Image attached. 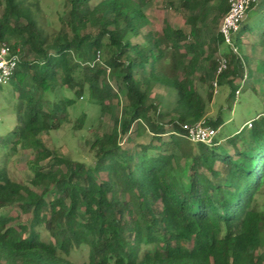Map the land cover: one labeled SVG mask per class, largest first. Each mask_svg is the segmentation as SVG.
<instances>
[{
	"label": "trees",
	"instance_id": "1",
	"mask_svg": "<svg viewBox=\"0 0 264 264\" xmlns=\"http://www.w3.org/2000/svg\"><path fill=\"white\" fill-rule=\"evenodd\" d=\"M209 1L179 0L187 36L167 26L143 35L150 0H65L68 9L53 31L42 27L37 0H0V43L22 54L10 80L16 126L0 137V264L264 263V112L251 128L216 135L211 144L188 141L182 129L198 121L217 131L222 126L220 112L206 119L213 80H194V70L201 56L213 74L218 56L226 59L217 83L229 88V110L248 74L240 43L251 16L264 22V0L248 7L232 33L237 53L218 33L208 41L200 36L196 23L212 11ZM215 1L212 21L228 11L227 0ZM181 49L193 54L188 65ZM102 52L105 59L96 61ZM156 84L177 94L167 123L157 120L159 106L147 103ZM122 92L127 120L113 113ZM84 98L112 121L110 133L90 145L92 165L60 157L40 140L68 123L69 108ZM86 119L82 112L73 130ZM143 132L149 140L130 147L131 134ZM19 150L33 156L28 185L6 168ZM14 207L24 222L11 215ZM78 253L85 259L73 262Z\"/></svg>",
	"mask_w": 264,
	"mask_h": 264
},
{
	"label": "rangeland",
	"instance_id": "2",
	"mask_svg": "<svg viewBox=\"0 0 264 264\" xmlns=\"http://www.w3.org/2000/svg\"><path fill=\"white\" fill-rule=\"evenodd\" d=\"M40 8V15L38 19L42 22L44 30L53 31L59 27L57 17L68 8L65 5V0H37ZM167 0H150L145 6L147 16L153 21L144 29L151 30L155 33L160 31L167 18L173 19L176 23L181 21V13L172 11L167 6ZM255 9L262 11L260 5ZM176 12V15L174 13ZM168 19V20H169ZM256 15L251 16L248 21L250 29L244 36V41L240 43V56L245 62V71L249 75V80L245 82L241 88L240 94L235 101L230 104V109L226 108L228 102L227 97L229 93L228 86H218L217 93L213 94V100L209 106L206 119L216 118L218 112L221 113L223 124L218 130L217 137L224 139L236 131L240 130L247 120H254L258 115L264 112V22L260 23ZM216 29V28H215ZM141 37L133 39V42H138ZM14 42V41H12ZM226 49V47H222ZM106 54H100V60L105 59ZM27 59L32 60L33 57L29 56ZM201 69L199 74L206 80H213L214 74L209 71L208 64L200 62ZM115 77L110 78V84L115 87ZM64 96L70 97L68 91L63 92ZM122 103L115 105L113 113L118 115L122 120H127L129 117V109L125 107V100L123 99V92L120 93ZM177 94L172 88H167L163 85L156 84L152 86L149 91L147 103L158 105L159 115L158 122L167 123L170 117L167 115L176 105ZM16 94L14 92L11 82L0 87V137L8 135L11 130L16 126ZM84 112L87 115L85 124L81 130H73L74 123L79 115ZM112 129V121L109 115L101 116L99 109L94 104L88 103L86 98L77 101L69 108V122L63 124L59 130L50 133H42L40 140L44 146L49 150H56L60 157L80 161L88 165L94 163L93 151L90 148L93 140L102 138L103 135L109 134ZM246 130V129H245ZM133 142L130 147L146 143L149 140V134L143 132L141 135L131 134ZM216 137V138H217ZM168 135L164 136L167 139ZM177 155L178 152L174 151ZM3 151L0 149V165L3 166L4 161ZM33 158L30 151L19 150L16 154L6 163L7 171L10 176L21 184L28 185L27 178L29 171L27 164ZM102 179L105 178L101 174ZM38 191V189L33 188ZM11 215L13 217L19 216L18 221L24 222L26 216L21 214L19 209L11 208ZM261 252H264L263 250ZM86 257L81 253L73 254L70 259L73 262H80ZM264 264V263H263Z\"/></svg>",
	"mask_w": 264,
	"mask_h": 264
},
{
	"label": "built area",
	"instance_id": "3",
	"mask_svg": "<svg viewBox=\"0 0 264 264\" xmlns=\"http://www.w3.org/2000/svg\"><path fill=\"white\" fill-rule=\"evenodd\" d=\"M256 0H227L228 11L222 17L218 34L222 37L224 43L232 49L233 53H237V49L233 46L231 35L239 26V23L244 19L248 7L255 3ZM20 48L13 49L10 44L0 43V87L10 82L11 77L16 71L21 60ZM96 61H100V54H97ZM218 67L214 74L212 82L213 94L217 93V77L227 69V61L224 57L218 56ZM239 92L235 93L237 98ZM248 128H251L252 121L245 123ZM185 136L192 143L211 144L218 131L205 126L203 121L185 123L182 125Z\"/></svg>",
	"mask_w": 264,
	"mask_h": 264
},
{
	"label": "crops",
	"instance_id": "4",
	"mask_svg": "<svg viewBox=\"0 0 264 264\" xmlns=\"http://www.w3.org/2000/svg\"><path fill=\"white\" fill-rule=\"evenodd\" d=\"M167 2L168 3L169 2H172L173 6H170V4L167 3L168 4L167 6H169V8L172 11H176L177 13H181V12H179L180 11L179 10V0H167ZM217 5H218V1H215V0L209 1V3L207 4V8L212 9V11L210 10V12H208V15H207L206 19L204 20V22H197L196 23L197 27L200 30V36L202 37V39L204 41H208L210 38L216 36V34L218 33V29H219V26H220V23H221L222 18H220V19H218L216 21H212V17L213 16H217V13L216 12H213L214 8ZM143 10H144V13H145L146 17L148 18V20L151 21V22H153L147 16L148 14L146 13L145 7H144ZM176 12L175 13L173 12V13L176 15ZM187 15H194V16H196L197 15V12L196 13H194V12L193 13H187ZM180 16H181V21H182L180 23H176L173 19H169V18H167L166 20H164L163 21L164 24L161 27L160 31H157V34L163 33L165 27L167 26L168 28L173 29V30H180L185 35L188 36L189 33H190V25L187 24L186 19L183 18V14L182 15L180 14ZM144 29H146V28H144ZM144 29L142 30V34L143 35H145L147 32H150L151 31V30H148V29H147V31L146 30L144 31ZM141 40H142V37H141ZM178 53L183 57V64L184 65H188L189 60L192 58L193 54L191 52L190 53L189 52H186L184 49H181ZM202 61L205 63V60L201 56L200 59H199V61H198V63H197V66H196V68L194 70V78H193L194 80L201 76V74H199V70L201 69V66L202 65L200 64V62H202ZM180 70H181V68H180ZM249 78L250 77L247 74L246 77H245V80L243 81L244 82L243 85L245 84V82H247V80H249ZM158 85H160V84H158ZM153 86H155V85H153ZM251 120L252 119L247 120V121H251Z\"/></svg>",
	"mask_w": 264,
	"mask_h": 264
}]
</instances>
